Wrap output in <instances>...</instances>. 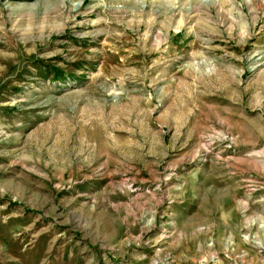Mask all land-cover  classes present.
I'll use <instances>...</instances> for the list:
<instances>
[{"label":"rangeland","instance_id":"obj_1","mask_svg":"<svg viewBox=\"0 0 264 264\" xmlns=\"http://www.w3.org/2000/svg\"><path fill=\"white\" fill-rule=\"evenodd\" d=\"M0 264H264V0H0Z\"/></svg>","mask_w":264,"mask_h":264}]
</instances>
